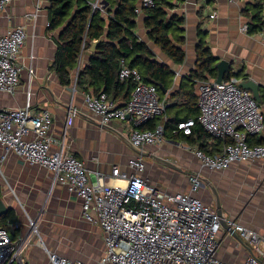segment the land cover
Wrapping results in <instances>:
<instances>
[{"label":"built area","instance_id":"2783aa9c","mask_svg":"<svg viewBox=\"0 0 264 264\" xmlns=\"http://www.w3.org/2000/svg\"><path fill=\"white\" fill-rule=\"evenodd\" d=\"M10 2L0 0V14ZM89 2L103 12L109 5L106 0ZM153 5L154 0H138L135 12L142 15L145 8ZM28 17L36 19L37 12ZM248 29L249 25L245 24L243 30ZM260 33L264 39V21ZM27 36L25 24L0 34V93L13 94L19 88L18 60ZM33 73L30 67L29 74ZM120 78L122 81L132 78L136 82L129 100L118 105L106 92L85 93L88 110L103 124L113 120L132 123L130 140L135 147L160 145L165 140L168 101L156 85L144 81L139 70L130 67L124 59ZM198 107L201 125L223 142L222 150L216 154L199 148L193 150L203 166L223 170L235 161L264 158V143H250V137L264 132V112L249 90L234 79L202 81L198 85ZM73 117L74 111L69 109L62 137L55 138L53 114L49 109L36 112L30 102L19 108L0 107V175L11 154L50 170L52 187L62 184L79 194L83 199V217L100 224L103 230L105 249L94 263L49 251L47 264H229L218 257L222 216L198 196L204 185L201 174L189 175L187 191L162 188L145 174L147 163L142 154L130 159V170L119 165H114L110 174L90 170L67 143ZM157 117H162L163 122L155 128H140ZM193 125L194 120L189 119L179 123L178 129L190 134ZM229 224L251 245L243 264H264V236L235 221ZM29 225V233L16 238L8 227L0 226V264H24L23 252L29 245L35 242L44 246L38 226L30 217ZM10 226L17 228L18 224L9 223Z\"/></svg>","mask_w":264,"mask_h":264},{"label":"crops","instance_id":"0c3cea01","mask_svg":"<svg viewBox=\"0 0 264 264\" xmlns=\"http://www.w3.org/2000/svg\"><path fill=\"white\" fill-rule=\"evenodd\" d=\"M259 1L263 2L261 10L257 5ZM37 4H40V8ZM49 5L50 0H11L6 10L0 14V34L20 24H25L28 30L18 60L21 66L19 88L13 94L0 93V107L19 108L30 102L36 112L49 109L53 114L52 133L55 138L62 137L66 116L71 109L74 111V117L66 138L67 143L86 167L105 174H110L114 165L130 170L128 166L130 159L140 154L130 140L132 123L113 120L103 124L95 113L88 110L84 101L85 92L77 88V83L75 85L77 70L73 82L70 85H62L57 73L52 69L60 29L49 28ZM173 11L185 17L183 48L186 57L182 64L172 61L149 39L144 14L137 16L136 28V33L154 50L156 58L168 64L175 72L172 87L161 95L168 101L169 108L174 106L173 111L181 109L182 113L185 112L180 107L185 102L184 95L180 93L181 86L196 68L197 45L204 40L217 57V63L222 59L229 61L228 71L231 70L233 75L224 80L234 79L239 85L253 80L260 86L259 103L264 112V39L260 33L261 22L257 18V13H261L264 21V0H180ZM36 12V19L28 17ZM245 24H254L257 29L249 28L244 31ZM87 62L88 55L84 53L81 63L79 62L81 68ZM30 67L34 69L32 75L29 74ZM175 92L177 95L172 97ZM257 138L264 140V132ZM165 140V143L181 149H184L181 143L189 144L185 140L176 141L168 136ZM163 147L147 145L145 150L153 151L151 153L162 157L165 152ZM191 154L198 167L192 172H187L185 179L175 185L174 189H169L160 180L164 167L162 164L152 166L147 164L144 172L162 188L182 191H187L190 187L189 175L201 174L211 184L203 185L198 192V196L206 204L216 209V194L213 190L215 188L220 192L218 195L224 219L228 222L235 221L264 236V220L257 218L252 220L250 209H244L242 206L244 196L250 195L252 185L253 189L264 185V158L235 161L226 169L211 170L203 166L193 151ZM142 156L144 159L147 157ZM177 172L183 175V171ZM110 182L114 181L111 179ZM1 183H6L7 189H4ZM229 188L237 190L241 196L239 197L241 206H236L233 201L225 198L222 189ZM0 192L1 198L9 207L8 210L12 209L15 212V223L18 227H9L12 236L16 238L18 235L29 233L30 217L36 222L43 240L44 246L33 242L24 250V264H47L49 251L73 259H82L88 263H94L103 255L105 244L101 225L91 223L83 217V199L79 194L62 184L52 187L50 170L30 164L23 157L11 154L3 164ZM219 239L221 245L218 257L229 264H243L250 252V243L238 231L236 234L232 233L223 225Z\"/></svg>","mask_w":264,"mask_h":264},{"label":"trees","instance_id":"16d2710c","mask_svg":"<svg viewBox=\"0 0 264 264\" xmlns=\"http://www.w3.org/2000/svg\"><path fill=\"white\" fill-rule=\"evenodd\" d=\"M107 1L108 8L103 12L94 9L88 0H50L49 28L60 29L52 69L62 85H70L80 57L86 53L88 62L78 73L77 88L90 94L106 92L118 105H123L129 100L136 85L132 78L125 81L120 78L121 62L124 59L130 67L139 70L144 81L156 85L163 95L172 87L175 72L168 64L159 61L154 50L136 33L137 0ZM178 1L154 0V5L144 10V24L149 39L172 61L182 64L186 57L183 48L185 17L173 11ZM257 5L261 10L263 2L259 1ZM257 18L262 27L261 13H257ZM249 26L250 29H257L254 24ZM92 41H99L95 51L90 50ZM216 65L217 57L206 42L201 40L197 45L196 68L181 86L180 93L184 95L185 102L180 107L185 112L182 113L181 109L173 111L174 106L166 109L165 138L168 136L176 141L185 140L208 154L220 152L223 142L210 135L199 122L198 85L217 77ZM232 75L229 70L225 79ZM176 95L175 92L172 97ZM190 118L194 120V125L191 133L185 134L178 129V124ZM162 120V117L154 118L141 128L153 129ZM250 143L263 144L264 140L254 136L250 138ZM9 223H15V212L12 209L0 216V226L9 228Z\"/></svg>","mask_w":264,"mask_h":264},{"label":"rangeland","instance_id":"374dc122","mask_svg":"<svg viewBox=\"0 0 264 264\" xmlns=\"http://www.w3.org/2000/svg\"><path fill=\"white\" fill-rule=\"evenodd\" d=\"M165 142L166 140H164L160 145H158L162 147L166 146L163 147V150L165 152H163L164 155H162V158L167 159L168 161H171L174 164L180 166L181 169H183V175H180V173H178L177 170H175L174 168L162 162H158L151 156L145 157V161L148 165L151 166L156 164H162V166L164 167L162 174L160 175V180H162V183L166 184L169 189H174L175 185H178L179 183H181L182 179H185V175H187V172H192L197 169L198 164L193 155L191 154V151L198 147L192 146L187 143H181L182 147L184 148L181 149L177 148L175 145L168 144ZM1 185L4 189H7L6 183H1ZM253 186L254 185H252L251 187L250 195L244 196V202H242V206L244 207V209H250L252 213L251 217H253L252 220H254V218L264 220V185L261 184L257 189H253ZM6 192L8 193V190H6ZM222 193H224V196L228 201H233V204H235L236 206H241V204H239V197L241 196L239 195L237 190H233L232 188L222 189Z\"/></svg>","mask_w":264,"mask_h":264},{"label":"water","instance_id":"95a60500","mask_svg":"<svg viewBox=\"0 0 264 264\" xmlns=\"http://www.w3.org/2000/svg\"><path fill=\"white\" fill-rule=\"evenodd\" d=\"M99 43V41H92L91 42V47H90V50L91 51H95L96 49V46L97 44ZM217 69H218V75H217V78H216V81L217 82H221L222 80L225 79V73L228 71L229 69V66H230V63L229 61H227L226 59H222L220 60L218 63H217ZM240 86L242 88H245L247 90H251L252 91V94L254 96V98L258 101V102H261V96H260V86L253 80H248L246 82H243V83H240ZM135 147V146H134ZM135 149L137 150L138 153L144 155V156H151L152 158H154L155 160H157L158 162H162L174 169H177L179 171H182L183 169H181L180 166L174 164L173 162L171 161H168L167 159H164L162 157H159L158 155L154 154V153H151L143 148H139V147H135ZM203 178V177H202ZM203 181H204V185L207 186V185H211L208 183V181L203 178ZM208 183V184H207ZM215 194H216V209H217V212L220 216H222V225L228 229L230 232L232 233H235L236 234V231L235 229L229 224V222L224 219V216H223V208H222V203H221V200H220V197H219V193L218 191L213 188ZM8 205L7 203L5 202V200L3 198H0V216L4 213H6L8 211Z\"/></svg>","mask_w":264,"mask_h":264}]
</instances>
